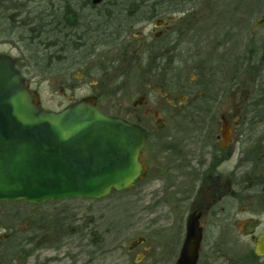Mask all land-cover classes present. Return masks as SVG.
<instances>
[{
	"label": "flooded vegetation",
	"instance_id": "af4514ba",
	"mask_svg": "<svg viewBox=\"0 0 264 264\" xmlns=\"http://www.w3.org/2000/svg\"><path fill=\"white\" fill-rule=\"evenodd\" d=\"M111 1L112 17H81L79 2L66 4L64 17H46L26 0H0V54L20 71L61 64L57 108L43 105L25 77L42 108L83 101L146 131V174L133 187L160 181L168 213L146 218L128 246L142 257L130 264H264V0L251 15L245 0H232L227 17L207 14L216 0L204 17L163 16L171 7L158 16L159 4L147 1L144 17H117ZM175 1L183 10L186 0ZM19 214L6 221L0 210V264H25L39 245L36 224L45 218L33 222L32 208L22 223Z\"/></svg>",
	"mask_w": 264,
	"mask_h": 264
},
{
	"label": "water",
	"instance_id": "95a60500",
	"mask_svg": "<svg viewBox=\"0 0 264 264\" xmlns=\"http://www.w3.org/2000/svg\"><path fill=\"white\" fill-rule=\"evenodd\" d=\"M146 138L140 125L83 101L41 108L13 59L0 54V201L100 199L128 190L146 174Z\"/></svg>",
	"mask_w": 264,
	"mask_h": 264
},
{
	"label": "rangeland",
	"instance_id": "374dc122",
	"mask_svg": "<svg viewBox=\"0 0 264 264\" xmlns=\"http://www.w3.org/2000/svg\"><path fill=\"white\" fill-rule=\"evenodd\" d=\"M113 1L119 4L114 5L115 10H121L124 15L117 17H125V15L126 17H144L149 13V5L152 3H156L157 8L159 4L161 12L157 14L158 16L163 15L162 13H165L167 7H171L170 11L167 10L169 12L163 16L174 14L175 17H204L207 13L208 3L212 2V0H186L182 6L183 10L175 12L171 5L176 2L175 0ZM142 1H147L149 5L142 4ZM255 1H244L250 15L254 14L252 9L255 6ZM77 2L85 6L81 11V17H102L101 15L106 12L105 8L107 11L111 9L108 5L112 1L101 0L99 3H93V0H26L29 7L33 6V12L36 10L37 13L44 16L46 14V17H64L66 4L74 9L76 7L72 6V3L76 5ZM161 3L162 5H160ZM132 5L136 10L129 13L128 10L132 8ZM235 5L236 3L232 0H216L214 10L207 14L210 13L209 17H227L228 9L231 14ZM192 13L195 14L192 15ZM55 61L54 66H57L53 70L35 67L22 71L37 92L42 104L51 108H57L58 103L62 101L59 92L63 72L60 68L61 64L57 60ZM119 103L126 106L128 101L124 100ZM169 121L171 128L167 134H171V138L164 141L172 145L178 138L175 135V126L179 123V118L172 117ZM182 128L184 132L187 130L185 124ZM156 145L157 138H152L148 147H156ZM163 155L169 157V162L172 161L170 157H173V154ZM168 174L173 175L174 172L170 171ZM162 186L163 184L157 181L150 187L145 181V183H138L130 190L114 192L101 199L68 198L47 201L39 205L38 208H36V204L24 200L0 201V210L4 212L6 221L8 216H13V213L17 211L20 212L19 217L22 223L25 220L30 221L32 208L33 222H37V216L45 218L36 224V227L42 226L44 231L37 241L39 245L33 243L32 256H28L22 261L25 264H130L142 257L141 247L130 252L128 246L134 238L144 232L146 218L159 216L158 213H168L167 208L164 207L168 205L167 199L164 196L161 197L159 192ZM168 198L170 205H173L170 194ZM151 210L155 214L147 212ZM34 235L35 229H33V237ZM95 236L97 237L95 238ZM26 247L31 249L30 245ZM139 251L140 253H138Z\"/></svg>",
	"mask_w": 264,
	"mask_h": 264
},
{
	"label": "trees",
	"instance_id": "16d2710c",
	"mask_svg": "<svg viewBox=\"0 0 264 264\" xmlns=\"http://www.w3.org/2000/svg\"><path fill=\"white\" fill-rule=\"evenodd\" d=\"M113 6V5H112ZM114 7V6H113ZM104 12V11H103ZM102 17H112V12L106 11L102 15Z\"/></svg>",
	"mask_w": 264,
	"mask_h": 264
}]
</instances>
